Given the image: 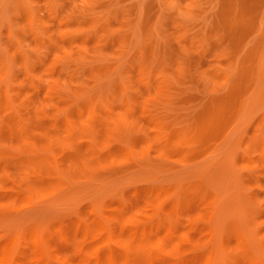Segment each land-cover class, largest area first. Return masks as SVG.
Here are the masks:
<instances>
[{
    "label": "rangeland",
    "instance_id": "obj_1",
    "mask_svg": "<svg viewBox=\"0 0 264 264\" xmlns=\"http://www.w3.org/2000/svg\"><path fill=\"white\" fill-rule=\"evenodd\" d=\"M0 264H264V0H0Z\"/></svg>",
    "mask_w": 264,
    "mask_h": 264
}]
</instances>
